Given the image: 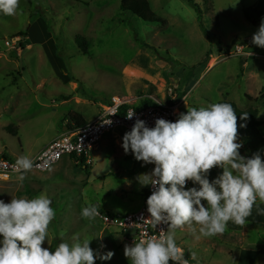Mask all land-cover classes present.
Returning <instances> with one entry per match:
<instances>
[{
  "label": "rangeland",
  "instance_id": "obj_1",
  "mask_svg": "<svg viewBox=\"0 0 264 264\" xmlns=\"http://www.w3.org/2000/svg\"><path fill=\"white\" fill-rule=\"evenodd\" d=\"M147 1L164 25L121 12L120 0H20L16 15L0 14V157H29L67 125L68 114L89 121L112 96L132 104L144 95L160 101L176 95V120L187 108L232 102L257 110L264 135V49L251 42L259 28L253 23L259 20L258 0H194L198 9L188 0ZM36 21L51 35L55 64L42 46L25 48ZM16 37L19 54L11 50ZM77 37L87 44L85 53ZM235 46L243 54L234 55ZM114 133L100 140L86 170L63 157V167L27 172L22 183L19 176L0 182L6 203L42 193L52 200L56 215L43 247L54 251L60 242L71 244L73 236L94 237L92 249L114 252L110 261L96 264H131L124 248L137 242L134 237L105 229L97 217L81 216L89 205L118 215L142 206L148 186L141 187L136 177L152 165L142 167L126 155L124 134ZM251 215L255 223L240 231L241 225L229 221L213 237H202L199 225H186L175 230L176 244L190 264H264V203L257 201Z\"/></svg>",
  "mask_w": 264,
  "mask_h": 264
},
{
  "label": "clouds",
  "instance_id": "obj_2",
  "mask_svg": "<svg viewBox=\"0 0 264 264\" xmlns=\"http://www.w3.org/2000/svg\"><path fill=\"white\" fill-rule=\"evenodd\" d=\"M19 2L0 0V14L16 15ZM251 42L264 49V19ZM134 115L130 111L126 117ZM247 118L248 113L242 112L240 120ZM121 147L126 155L131 153L142 162V167L154 165L150 172L136 177L141 187L153 189L146 201L150 216L141 219L154 228L162 223L169 226L157 237L125 245L124 255L131 264H188L176 244V229L196 224L202 237H213L222 234L229 221L245 225L254 204L264 203V159L258 153L241 155L237 115L229 103L187 108L175 122L157 118L154 127L136 119L123 135ZM16 164L22 183L33 161L22 156ZM213 168L222 171L210 180ZM51 205L44 193L30 199L12 198L8 203L0 199V264H96L112 259L114 252L101 254L90 247L94 237L73 236L71 244L60 242L54 251L43 247L56 215ZM98 214L96 205L81 211L89 220Z\"/></svg>",
  "mask_w": 264,
  "mask_h": 264
},
{
  "label": "built area",
  "instance_id": "obj_3",
  "mask_svg": "<svg viewBox=\"0 0 264 264\" xmlns=\"http://www.w3.org/2000/svg\"><path fill=\"white\" fill-rule=\"evenodd\" d=\"M18 43H20V39L13 38L11 50L20 52V50L18 51L15 48ZM8 45L6 43V46ZM241 54H243V47L235 46L234 55ZM143 99H150L154 101L155 105L139 109L132 107V105L138 104ZM176 100V95L169 96V101L176 102L175 104H170L167 100L160 101L144 95L136 98L135 102L131 104L123 98L112 96L107 104L101 106L96 119L86 123L83 127L67 129L65 133L53 139L34 155L31 158L33 168L29 172H47L58 164L63 157L71 156L77 159L82 158L84 165L90 166L93 152L96 150L100 140L107 134L117 130H123L125 133L130 131L136 119L145 121L148 127H154L157 118L175 122L177 117L176 110L180 104ZM125 105H130V107L122 109ZM130 111L135 112L132 119L126 117ZM152 168H154V165H152ZM20 174L21 171L18 170L16 161H9L0 157V182H7L12 177H17ZM152 190L151 186H148L141 208L134 213L108 215L99 212L96 217L99 218L105 229H114L119 233L134 237L137 242L141 239H147L149 236L157 237L160 235L161 230L167 232L169 226L162 223L154 228L150 222L147 220L143 222L141 219L142 217L147 219L150 216L147 212L146 201ZM188 264H190L189 261Z\"/></svg>",
  "mask_w": 264,
  "mask_h": 264
},
{
  "label": "trees",
  "instance_id": "obj_4",
  "mask_svg": "<svg viewBox=\"0 0 264 264\" xmlns=\"http://www.w3.org/2000/svg\"><path fill=\"white\" fill-rule=\"evenodd\" d=\"M192 3V5L197 8V5L194 4V0H188ZM119 9L121 12L124 13H130L134 17L147 22V23H153V24H159L164 25L165 20L158 17L153 13L151 10L150 4L147 0H120V6ZM200 13V10H197ZM254 14L257 16L259 20L253 21V23L256 26H260L261 20L264 19V0H258L255 8H254ZM246 19L250 20L249 17L246 15ZM82 38L77 37L76 41L79 43V47L83 52H86L87 44L85 41L81 40ZM264 99V95L262 96ZM178 101V100H176ZM167 102L170 104H175L176 102H171L169 99H167ZM108 103V101H107ZM106 103V104H107ZM220 103H229L233 106V108L236 111L237 115V125H238V142L242 144V147L240 149L241 155H245L246 157H251L253 154H260L261 158L264 159V135L261 132V121L258 119L257 116V110L256 109H248V110H241L237 108V106L234 103L230 102H220ZM105 105V104H104ZM154 101L150 99H143L136 105H132L135 109L144 108L148 106H154ZM130 107V105H125L122 109H126ZM242 112L248 113V118L246 121L240 120V115ZM69 124L66 126L67 129L70 128H80L86 125V121L84 118L77 113H72L68 115ZM241 123L246 124V127L241 128L239 125ZM9 131V129H7ZM248 155V156H247ZM76 167L83 168L86 170V167L84 165V161L82 158L77 159L74 156L69 157ZM211 175L209 179H214L218 175V169L213 168L210 170ZM146 194V193H145ZM146 196V195H145ZM185 256V255H184ZM185 259L187 257L185 256ZM169 264H173V262H169Z\"/></svg>",
  "mask_w": 264,
  "mask_h": 264
},
{
  "label": "crops",
  "instance_id": "obj_5",
  "mask_svg": "<svg viewBox=\"0 0 264 264\" xmlns=\"http://www.w3.org/2000/svg\"><path fill=\"white\" fill-rule=\"evenodd\" d=\"M32 32H33V34H32ZM31 33V35H30V40L32 41V43H31V45L28 43H26V41H25V43H26V46H25V48H30L31 46H33L34 44H37V45H40V46H42L43 47V51L45 52V54H46V56H47V58H48V60L52 63V64H55V58H54V56H53V51H54V46H53V40H52V38H51V35L48 33V31H47V28H46V26H45V24L43 23V22H40V21H36V22H34L33 23V25L32 26H30V29H29V34ZM16 38H19L20 39V37H16ZM21 40V39H20ZM21 52V51H20ZM19 52V53H20ZM18 53V52H17ZM18 53V54H19ZM57 74L58 75H60L58 72H57ZM40 85H42V83L40 84ZM71 99H73V98H71ZM64 103H66L65 101L63 102V104ZM104 104H102V105H100L98 108V113H99V111H100V109H101V106H103ZM77 113V112H76ZM78 114V113H77ZM69 115V114H68ZM81 115V114H80ZM97 115L98 114H96V116L93 118V119H91V120H89V121H86V123H89V122H91V121H93L94 119H96V117H97ZM61 123V122H60ZM70 122H69V120H68V116H67V125L69 124ZM67 125H64L63 123L61 124V127H60V132H58L56 135H54V136H52L49 140H47V141H45L38 149H37V151L34 153V154H32V155H30L28 158H32L34 155H36L40 150H42L49 142H51L53 139H55V138H57V137H59L61 134H63V133H65L66 131H67ZM118 132H122V134H125V132L123 131V130H117ZM114 132H116V131H114ZM114 132H112V133H114ZM110 134V133H109ZM109 134H107V135H109ZM115 134V133H114ZM105 137V136H104ZM113 137V136H112ZM97 147H98V145H97ZM97 149V148H96ZM132 155V154H131ZM133 156V155H132ZM67 160H68V162L71 160L69 157H67ZM61 162V161H60ZM58 163V166L55 168V169H57L58 167H63L64 165L63 164H61V163ZM57 165V164H56ZM147 189V188H146ZM146 189H144V191H143V199H144V196H145V193H146ZM256 210V204L253 206V209H252V213H254V211ZM98 212H100V213H102V214H108V215H118V214H111V213H107V212H102L101 210H99ZM249 222H251L252 224L253 223H255L256 222V219H255V217L253 216V215H251L250 216V218L249 219H247L246 220V223L245 224H247V223H249ZM230 225V224H229ZM232 225V224H231ZM237 225V224H236ZM237 226H239V225H237ZM245 225H243V227H244ZM232 227H233V225H232ZM241 228H242V225L240 226V231H241Z\"/></svg>",
  "mask_w": 264,
  "mask_h": 264
}]
</instances>
